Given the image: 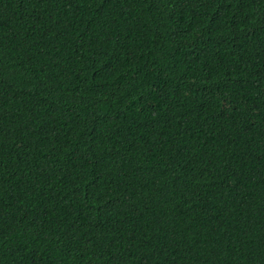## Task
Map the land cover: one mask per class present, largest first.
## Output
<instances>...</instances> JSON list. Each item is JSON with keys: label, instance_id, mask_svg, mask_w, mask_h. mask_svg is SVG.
Listing matches in <instances>:
<instances>
[{"label": "trees", "instance_id": "1", "mask_svg": "<svg viewBox=\"0 0 264 264\" xmlns=\"http://www.w3.org/2000/svg\"><path fill=\"white\" fill-rule=\"evenodd\" d=\"M0 264H264V0H0Z\"/></svg>", "mask_w": 264, "mask_h": 264}]
</instances>
